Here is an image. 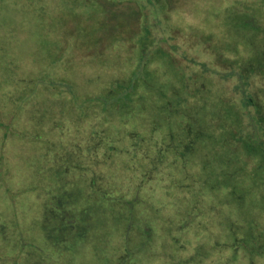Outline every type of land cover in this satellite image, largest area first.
I'll return each mask as SVG.
<instances>
[{
  "label": "rangeland",
  "instance_id": "obj_1",
  "mask_svg": "<svg viewBox=\"0 0 264 264\" xmlns=\"http://www.w3.org/2000/svg\"><path fill=\"white\" fill-rule=\"evenodd\" d=\"M74 1L0 0V264H36L37 260H42L40 264H119L122 255H127L126 264H161L155 262L161 258L150 252L159 231L149 229L156 230L152 223L169 212L168 207L150 210L151 204L141 198L133 202L138 195L133 193L126 203L123 195L99 198L97 192H91L86 197L77 191L71 195L67 191L72 186L86 189L92 174L91 170L87 176L78 174L80 160L68 158L70 153L62 149L81 147L85 153L87 139L100 128L111 134L120 129L123 135L133 131L112 118L124 113L128 86L144 95L133 109L146 108L145 117L162 125L163 132H170L175 121H166L161 106L170 100L177 105L179 96L189 95L184 88L176 95L187 73H201L196 81L202 83L198 93L202 98L207 95L203 88L207 84L205 57L196 59L199 47L203 49L204 41H210L205 36H211L208 44L213 42L212 47L221 48L225 55L235 56L243 43L246 51L242 54L252 53L255 49L250 44L264 41V0H175L179 12L172 23L191 36L187 48L190 41L195 45L190 55L171 52V57L159 58L162 62L151 56L156 51L149 50L151 44L142 42L139 22L121 28L118 40L108 42L101 28L100 34L92 30V24L99 26L100 20L116 14L108 1L92 0L84 14L77 13ZM125 8L118 11L129 14L130 9ZM251 20L253 25L247 30ZM208 54L212 56V52ZM208 66L218 67L214 63ZM111 105L113 114L94 115L95 109ZM145 123L138 120L132 125L140 124L139 131L145 134ZM173 131L182 135L180 128ZM216 155L211 146L197 155L204 165L208 162V168L203 166L205 170L195 178L200 189L208 185L212 189V194L202 196L208 208H197L194 215L190 207L180 206L181 215L170 210L175 222L182 217L187 223L196 221L199 232L180 233L158 222L168 232L163 249L168 264H264V255L251 254L264 243V194L245 195L247 204H240L242 209L231 195L225 200L217 195ZM114 165H118V174L109 166L107 177L111 172L110 178H124L125 164L117 161ZM72 174L76 185H64L62 179ZM118 180L113 185L118 187ZM180 189L167 193H174L178 201L191 198L180 195ZM137 214L146 217L138 220ZM130 226L135 232L126 238ZM144 228L150 234L147 239Z\"/></svg>",
  "mask_w": 264,
  "mask_h": 264
},
{
  "label": "trees",
  "instance_id": "obj_2",
  "mask_svg": "<svg viewBox=\"0 0 264 264\" xmlns=\"http://www.w3.org/2000/svg\"><path fill=\"white\" fill-rule=\"evenodd\" d=\"M107 1L116 11V14L106 20H100L101 26L90 23L96 34H100L98 28L103 30L108 42L118 40L117 32L120 33L121 28L137 21L139 22V33L142 35V42L151 44L152 47L149 50H156L151 53V56L156 58L158 62H162L159 61V58L171 57V52L190 55L191 48L195 44L190 41L191 43L187 48L189 43L186 41L187 37L191 38V36H185L179 29V25L172 23L173 18L179 12L175 6V0ZM86 2L82 0L74 1L78 14H84L92 0ZM124 6L130 9L129 14L118 11L120 7L125 8ZM77 18L79 19L78 16ZM123 19L125 22H123ZM82 20H77V23L80 24ZM86 20L91 21L89 18ZM248 24L245 26L247 30L251 28L253 21L251 20ZM73 25L74 23L71 22V26ZM84 34H86V30ZM205 38L210 41L212 39L209 35H206ZM179 41L180 43H178ZM210 41H204L203 49L199 47L200 54L196 57V59L205 57L203 67L207 72L204 74L207 84L204 83L203 88L207 95L202 98L198 93L201 90L202 83L198 84L196 81L201 73L189 72L185 76L186 81L179 85L182 88H177L178 91L176 89V95H179L183 88L189 90V95L179 96L176 100L177 105L171 104L170 100L165 101L166 105L163 103L161 106V109L166 112V121L174 119L175 123L180 126H175L174 123V127L170 132L167 133L166 130L163 132L164 127L162 125L145 117L146 108L133 109L136 101L144 99V95L136 92L135 87L128 86L126 87V95H124L127 99L125 101L126 106L123 107L124 113L121 114L122 116L115 114L112 118L116 117L120 120L122 122L120 125H123L125 130L129 129L127 127L129 125L133 131H126V134L123 135L120 129L118 133L111 134L108 129L106 131L100 128L87 139L88 144L84 147L86 148L85 153H82L81 147L75 149V147L67 148L64 146L62 149L63 152L68 151L70 153L68 158H78L80 160L78 174L82 173L87 176L88 170H91L92 174L86 189L74 188L72 185H76V183H73L76 181L75 174L70 177L66 175L67 177L65 176L62 180L64 185L72 186L70 191H67L71 195H74L73 192L76 191L78 194L81 192V195L86 197L91 192H97L99 198H104L110 194L123 195L124 197L127 196L124 200V203H126L132 198L131 193H133L138 194L137 199L133 202L138 203V199L141 198L140 201L143 200L145 203L151 204L150 210L153 208L166 210V206L168 207L169 212L158 215L156 222L152 223L153 225L156 223V230L149 229L150 231L154 230L156 233L159 231L155 235L154 244L150 249V252L155 254L154 256L161 258V260L157 259L156 263L166 264L168 262L166 258L168 253L165 254L166 256L163 255V249H165L167 243L164 235L168 233L161 230L164 226L173 227V229L179 230L180 233L190 232V230H197L193 234L199 232V229L196 228V221L187 223V218L184 221V217H182L179 222H175L177 219L174 215L182 214L178 211L180 206L182 208H192L191 215H194L193 211L197 208H202V210L208 208V202L204 201L202 196L212 194V189L209 185L205 190L200 189L195 179L196 176L200 175L201 169L208 168V162L204 165L199 160L202 158L199 157L198 159L197 155L202 150L211 146L217 153L216 167L219 170L216 194L221 198L225 200L228 195H231L233 202L236 200V205L239 209H242L243 207L240 204L244 203V207L247 204V200L244 198L245 195L251 197L255 194L257 196L264 194V41L259 40L258 44L251 43L250 46H253L255 50L248 55L242 54L243 51H246L243 48V43L241 45L242 50L240 49L235 56L225 55L220 50L221 48L214 49L212 47L213 42L208 44ZM147 51L145 49V52ZM209 52H212V56L208 54ZM213 63L218 67L208 66ZM196 90L197 93H195ZM162 96L167 98L166 94ZM114 110L113 105L107 108L101 107L94 110V115L98 116L103 113L109 115L107 111L113 114ZM46 119L47 117L44 116V122L48 121ZM138 120L141 123L146 121L143 126V129L147 130L145 134L140 133V124L132 125L134 121ZM110 122L114 125L113 120ZM177 128L182 131L180 137L173 131ZM52 130L54 131L55 127L50 129L51 132ZM147 133L149 135H146ZM48 155L47 151L43 158L47 160ZM55 158L57 157L55 156ZM90 159L92 161L91 166L89 165ZM111 159L113 164L110 163ZM48 160L45 161V164L48 163ZM117 161L124 163L125 166L122 168H126L124 178L120 177V180L114 177L110 178L111 172L107 177L109 166L114 170V174H118V165H114ZM45 164L43 167H47ZM42 173L44 172L42 171ZM243 175L245 178L242 177ZM112 179L118 180L116 184L119 188L113 185ZM180 180L184 182L176 184ZM177 187L183 188L179 190L180 195H190L191 198H186L187 201H178L174 193H167L172 190L178 192ZM58 190L60 191V189ZM122 191L124 193L120 194ZM152 192L154 193L152 194ZM63 193L66 192L61 194ZM57 197L60 198V195ZM156 201L158 202L155 203ZM170 210H173L175 214L173 215L172 211L170 213ZM166 216L168 217L166 218ZM145 217L146 215L137 214L136 219L139 220ZM196 219L198 221L199 216ZM158 222H163L165 225L162 226ZM134 228L133 226H130L129 229L126 228V238L133 231L135 232ZM143 234L145 239L150 236L145 228ZM143 243L144 241L141 245ZM251 254L255 257L258 254L264 255V243L257 250L252 249ZM119 259H121V264L127 263V255H122ZM147 259L150 260V258ZM184 261L181 260L182 263ZM40 263H43L42 260L41 262L36 261V264Z\"/></svg>",
  "mask_w": 264,
  "mask_h": 264
}]
</instances>
